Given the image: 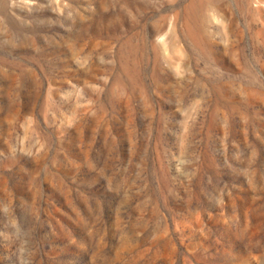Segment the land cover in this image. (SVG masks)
Returning <instances> with one entry per match:
<instances>
[{
  "label": "rangeland",
  "instance_id": "rangeland-1",
  "mask_svg": "<svg viewBox=\"0 0 264 264\" xmlns=\"http://www.w3.org/2000/svg\"><path fill=\"white\" fill-rule=\"evenodd\" d=\"M0 264H264V0H0Z\"/></svg>",
  "mask_w": 264,
  "mask_h": 264
}]
</instances>
